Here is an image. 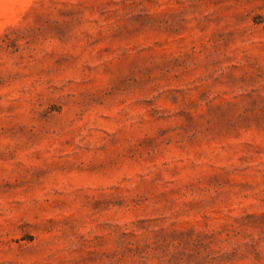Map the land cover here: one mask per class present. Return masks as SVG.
Segmentation results:
<instances>
[{"label": "rangeland", "instance_id": "374dc122", "mask_svg": "<svg viewBox=\"0 0 264 264\" xmlns=\"http://www.w3.org/2000/svg\"><path fill=\"white\" fill-rule=\"evenodd\" d=\"M0 264H264V0H0Z\"/></svg>", "mask_w": 264, "mask_h": 264}]
</instances>
